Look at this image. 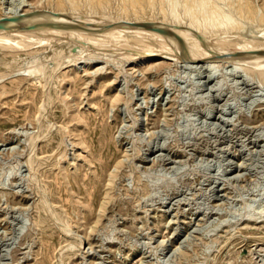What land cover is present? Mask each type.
Listing matches in <instances>:
<instances>
[{"label":"rangeland","instance_id":"obj_1","mask_svg":"<svg viewBox=\"0 0 264 264\" xmlns=\"http://www.w3.org/2000/svg\"><path fill=\"white\" fill-rule=\"evenodd\" d=\"M51 1L0 0V22L66 18ZM245 1L239 36L264 37V0ZM88 11L74 19L100 18ZM14 43L0 50V264H264V64L228 56L211 73L145 57L144 39L110 60L109 42ZM23 66L35 75L15 78Z\"/></svg>","mask_w":264,"mask_h":264},{"label":"bare ground","instance_id":"obj_2","mask_svg":"<svg viewBox=\"0 0 264 264\" xmlns=\"http://www.w3.org/2000/svg\"><path fill=\"white\" fill-rule=\"evenodd\" d=\"M181 3L182 0L51 1L50 4L56 11L69 6L70 11L66 18L61 17L62 15L59 16L60 18L55 17L53 13V16H14L1 21L0 50L8 46V41H15L14 45L10 46L15 51L28 49L32 41L38 44V42H43L46 39H57L59 42L63 40L76 41L80 44L92 42L97 50H100L101 47L104 48V44L109 42L103 58L110 60L117 47L133 45L137 40L144 39L148 44L154 45L153 48H155L152 51L143 49L142 55L145 57L160 58L162 56L173 57L176 55L183 60L190 61V64H195L196 67L202 68L203 65L199 66V64H206L211 73L214 72L215 65L219 67L224 60H231V57L226 58L228 56H234L233 60L239 61L241 60L240 58H244V56L241 57L240 55L248 53L252 55H250L252 67H260L264 64V42L258 41L263 37L261 35L262 37L260 38V33L263 29L258 27L257 31L255 30L256 32L249 36L247 40H244L245 36H239L238 27L242 25L238 24V21L244 18L245 15L252 14V8L247 1L183 0L184 4L181 5ZM81 5L87 7L88 12H92L94 16L100 18H96L89 24L81 18L78 20L74 19L76 18L74 14ZM147 9L152 18V22L149 23L143 22L142 18ZM96 25L99 31L91 33L95 31L94 27ZM193 31L195 33L198 32L197 34L201 36H199L200 38L207 34L206 41L214 44L215 49L211 46L207 49H202L201 42H197L195 38L193 39ZM28 38L31 41H28ZM257 45L263 46L253 50L252 47ZM59 52L57 49L53 51L54 54ZM182 53H184V57ZM98 57L99 54H94L92 59H97ZM123 58L124 56L121 57V60ZM34 62L31 63L33 64ZM145 63H148V61ZM261 69L260 76L264 78V68ZM15 73V78L24 80L32 77L33 74L35 75L36 71H30V67L23 66ZM90 207H93L92 204Z\"/></svg>","mask_w":264,"mask_h":264}]
</instances>
